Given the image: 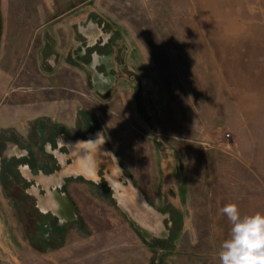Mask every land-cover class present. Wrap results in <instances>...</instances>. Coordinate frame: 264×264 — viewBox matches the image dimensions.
Wrapping results in <instances>:
<instances>
[{"label": "rangeland", "instance_id": "rangeland-1", "mask_svg": "<svg viewBox=\"0 0 264 264\" xmlns=\"http://www.w3.org/2000/svg\"><path fill=\"white\" fill-rule=\"evenodd\" d=\"M74 5L66 71L46 36L1 35L2 17L28 28ZM3 52L0 140L25 150L2 156L49 170L59 207L41 212L37 178L0 167V264H219L220 209L264 213V0H0ZM61 133L74 141L54 172L41 145ZM90 141L99 168L80 158Z\"/></svg>", "mask_w": 264, "mask_h": 264}, {"label": "clouds", "instance_id": "clouds-1", "mask_svg": "<svg viewBox=\"0 0 264 264\" xmlns=\"http://www.w3.org/2000/svg\"><path fill=\"white\" fill-rule=\"evenodd\" d=\"M220 213L230 231L219 246V264H264V213L242 215L236 203L226 204Z\"/></svg>", "mask_w": 264, "mask_h": 264}, {"label": "flooded vegetation", "instance_id": "flooded-vegetation-1", "mask_svg": "<svg viewBox=\"0 0 264 264\" xmlns=\"http://www.w3.org/2000/svg\"><path fill=\"white\" fill-rule=\"evenodd\" d=\"M63 134L64 133H61V138L60 137L57 138V139L53 138V140H52L53 144H51L50 140L48 139V140H44L43 142H45V143H43V145H41V149L43 150V149H45L44 148L45 147L44 144H47L50 152L52 154H54V156L56 158V161H55L56 165L54 167V172H56L60 167L65 166L68 163V159H65L66 158L65 157V153L66 152L64 151V149H63L64 147L63 146H65L66 143H68V142L70 143L71 142L70 140H72V139H67ZM3 140H0V156H1V160H0V165L1 166L0 167H2V166H10V165L12 166L14 164L17 167V170H19V168H21L20 170H21V172H23L24 176L19 171V173L17 172L14 177H16V179H17L18 175H19L21 178H24V180L26 179V182L29 183V185H32V183H33L31 181V179L37 178V181L42 184L41 190L38 193L33 191V192L28 193V194L33 196V198H35V199H39V201L41 200V203H40V208H42V209H40V210H42L41 212L45 213V212H48L49 210H51L53 208L54 209L58 208L59 207L58 201H56L55 197L50 195V192H51L50 191V187H49L50 179L48 178V175L50 174V171L47 170V172H45V174L47 175L46 177L43 174L40 177H34V175L31 174V171L33 169H35V168H36L35 170L41 171V168L38 167L39 165L38 166L35 165L33 156L32 155L31 156L28 155V153L26 155H24V154H20L19 155L18 153H17V155L16 154H11V155L8 154L7 158L4 155L2 156V153L5 151L7 142H10L13 147L15 146V148H19L21 150H25L24 148H20L19 139H17L16 137L12 138V139H7V140H4V141ZM72 141H74V140H72ZM94 141L98 142L96 139ZM94 141H92V142H94ZM92 142H90V143L85 145L86 147H85L84 151L88 152V156L90 158L92 156V159L93 158H97V160H98L100 158L96 157V156L99 153L97 155H96V153L99 152L100 148L98 147V145H94V143H92ZM71 144H72V142H71ZM7 152L11 153V150L9 149V150H7ZM82 153L80 155V158L82 156ZM3 161H6L5 165H3ZM33 163L35 165V168H34ZM89 165H90L89 169H87V166L85 167V164H83V166L85 167L84 168L85 174H86V176H93L94 175L93 174V171H94L93 170V166L91 164H89ZM77 168H78V165H77ZM80 171H82V170L80 169ZM98 173H99L98 175L102 176V168L100 169V171ZM112 174H114V173L112 172ZM112 174L108 177V178H110V183H111V185L113 187L119 188L121 185L120 184L119 185L116 184L118 180L114 179L115 176L112 175ZM101 182H102V179H101L100 183ZM55 190H56V188H55ZM45 194H46V198H43L42 196L45 195ZM40 196H41V199H40Z\"/></svg>", "mask_w": 264, "mask_h": 264}, {"label": "crops", "instance_id": "crops-1", "mask_svg": "<svg viewBox=\"0 0 264 264\" xmlns=\"http://www.w3.org/2000/svg\"><path fill=\"white\" fill-rule=\"evenodd\" d=\"M34 6V5H33ZM81 5L73 6L66 12L57 15L54 18H48L46 22L36 23L34 21L26 22L24 26L27 25L28 28L23 27V24L19 20H13L11 17L1 18V35L4 40L9 39V36L14 37L18 42L21 40H34L38 38H46L52 41V46L49 53H52L55 57H60L59 64L61 66L55 68L54 70L60 72L61 70L66 71V58L67 54L70 52V41L75 39H81V33L78 31L79 36L74 35L71 30L77 24L80 25L82 21ZM40 7V6H38ZM52 19V20H51ZM43 26L42 33L39 31V27ZM38 34V36H37ZM41 34V35H40ZM43 34V35H42ZM37 38V39H38ZM62 41H65L62 44ZM16 46H19L18 44ZM4 52L2 53L0 67L4 66ZM7 62V61H6ZM10 62V60H9ZM8 62V63H9ZM68 62L72 65H76L75 60ZM8 66V64H6ZM2 68V67H1ZM49 69V68H48ZM72 173V172H70ZM77 173H73L75 175ZM49 180V179H48Z\"/></svg>", "mask_w": 264, "mask_h": 264}, {"label": "water", "instance_id": "water-1", "mask_svg": "<svg viewBox=\"0 0 264 264\" xmlns=\"http://www.w3.org/2000/svg\"><path fill=\"white\" fill-rule=\"evenodd\" d=\"M104 148L106 149V147L104 146ZM88 156V152H86V151H84L83 153H82V156ZM111 158V157H110ZM111 162H112V164H113V167L114 166H116L115 164V161L113 160V158H111ZM82 164H85V167L87 166V165H89L87 162H82ZM102 164H104V162H102V161H98V163H97V168H99ZM85 167H83V168H85ZM98 170V169H97ZM97 170H95L94 169V172H93V174L97 177ZM86 176V175H85ZM105 178V177H104ZM127 188H130V187H127ZM130 191H132V189H129ZM137 197V196H136Z\"/></svg>", "mask_w": 264, "mask_h": 264}, {"label": "bare ground", "instance_id": "bare-ground-1", "mask_svg": "<svg viewBox=\"0 0 264 264\" xmlns=\"http://www.w3.org/2000/svg\"><path fill=\"white\" fill-rule=\"evenodd\" d=\"M89 166H90V165H87V169H89ZM93 172H94V171H93ZM113 173H114V174H112V175L115 176V173H117V172L114 171ZM114 176H113V177H114ZM114 179H116V177H114ZM116 184L119 185V182L117 181ZM120 187H121V186H120ZM120 187H119V188H120ZM129 189H130V188H127V187H125V188H124V187H121L119 190H122V191H125V190H126V191H128ZM126 191H125V192H126ZM123 193H124V192H123ZM144 223H145V222H144ZM141 225H142V224H141ZM143 225H144V224H143ZM142 227H143V226H142Z\"/></svg>", "mask_w": 264, "mask_h": 264}, {"label": "trees", "instance_id": "trees-1", "mask_svg": "<svg viewBox=\"0 0 264 264\" xmlns=\"http://www.w3.org/2000/svg\"><path fill=\"white\" fill-rule=\"evenodd\" d=\"M5 167L6 166H3L2 170H1L2 174H4V172L6 173V171H7V169ZM5 178H6V175H5Z\"/></svg>", "mask_w": 264, "mask_h": 264}]
</instances>
